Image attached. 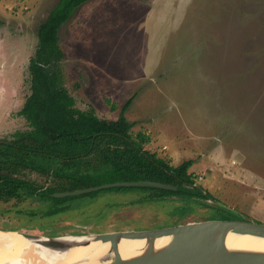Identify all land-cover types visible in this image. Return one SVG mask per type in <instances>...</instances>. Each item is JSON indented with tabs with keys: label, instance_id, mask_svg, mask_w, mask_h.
Segmentation results:
<instances>
[{
	"label": "rangeland",
	"instance_id": "1",
	"mask_svg": "<svg viewBox=\"0 0 264 264\" xmlns=\"http://www.w3.org/2000/svg\"><path fill=\"white\" fill-rule=\"evenodd\" d=\"M58 1L0 0V137L29 129L19 113L31 92L29 60ZM59 36L64 83L79 108L117 119L135 95L126 116L133 135H150L145 148L172 166L195 160L190 172L205 190L264 222V0H89ZM149 193L106 189L48 216L50 201H0V230H142L213 218L222 206Z\"/></svg>",
	"mask_w": 264,
	"mask_h": 264
},
{
	"label": "trees",
	"instance_id": "2",
	"mask_svg": "<svg viewBox=\"0 0 264 264\" xmlns=\"http://www.w3.org/2000/svg\"><path fill=\"white\" fill-rule=\"evenodd\" d=\"M87 1L59 0L39 26L37 47L28 66L31 92L19 110L29 129L0 137V201L26 198L50 201L43 213L48 216L67 211L66 200L95 195L106 189L66 197H56V192L138 180L163 182L177 188L109 189L149 190L147 199L150 200L214 198L190 172L195 160L169 165L156 152L145 148L151 142L148 133L140 131L133 135L134 124L126 112L135 95L126 101L117 119L102 118L93 108L77 106L64 83L65 52L59 32L75 10ZM26 172L38 174L43 182L26 177ZM216 213L221 217H236L225 206H220Z\"/></svg>",
	"mask_w": 264,
	"mask_h": 264
},
{
	"label": "water",
	"instance_id": "3",
	"mask_svg": "<svg viewBox=\"0 0 264 264\" xmlns=\"http://www.w3.org/2000/svg\"><path fill=\"white\" fill-rule=\"evenodd\" d=\"M121 186L177 188L171 184L151 180L118 181L73 191L56 192L54 195L56 197L74 196ZM209 200L227 207L216 198L211 197ZM232 212L236 214V217L216 216L172 226L142 230H116L86 236L92 235L96 241L110 243L115 256L107 264H264V252L231 251L227 248L226 238L229 233L264 239V222L246 217L236 210ZM19 233L30 240L40 239L45 246L55 250L67 251L74 246L73 243L60 240L63 236L46 237L26 232ZM161 237H170V240L165 246L155 250L154 241ZM122 239L146 240L149 242V251L126 259L119 248ZM89 243L88 240H83L78 245Z\"/></svg>",
	"mask_w": 264,
	"mask_h": 264
},
{
	"label": "bare ground",
	"instance_id": "4",
	"mask_svg": "<svg viewBox=\"0 0 264 264\" xmlns=\"http://www.w3.org/2000/svg\"><path fill=\"white\" fill-rule=\"evenodd\" d=\"M60 240L73 243L67 251L45 246L40 239L30 240L16 231H0V264H107L115 256L109 242L96 241L86 235H68ZM88 240L87 245H78ZM170 237L154 241V249L165 246ZM226 246L231 251L264 252V239L251 235L229 233ZM124 258H133L149 251L146 240L122 239L119 244Z\"/></svg>",
	"mask_w": 264,
	"mask_h": 264
},
{
	"label": "crops",
	"instance_id": "5",
	"mask_svg": "<svg viewBox=\"0 0 264 264\" xmlns=\"http://www.w3.org/2000/svg\"><path fill=\"white\" fill-rule=\"evenodd\" d=\"M22 108V107H21ZM21 110V109H20Z\"/></svg>",
	"mask_w": 264,
	"mask_h": 264
}]
</instances>
